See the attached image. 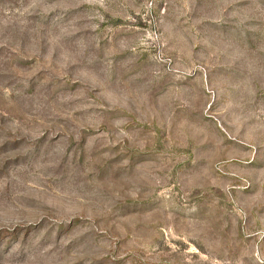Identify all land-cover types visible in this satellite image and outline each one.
<instances>
[{"label":"rangeland","instance_id":"rangeland-1","mask_svg":"<svg viewBox=\"0 0 264 264\" xmlns=\"http://www.w3.org/2000/svg\"><path fill=\"white\" fill-rule=\"evenodd\" d=\"M0 264H264V0H0Z\"/></svg>","mask_w":264,"mask_h":264}]
</instances>
